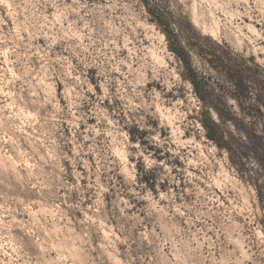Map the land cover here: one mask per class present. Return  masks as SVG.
Instances as JSON below:
<instances>
[{"label": "clouds", "instance_id": "1", "mask_svg": "<svg viewBox=\"0 0 264 264\" xmlns=\"http://www.w3.org/2000/svg\"><path fill=\"white\" fill-rule=\"evenodd\" d=\"M0 264H264V0H0Z\"/></svg>", "mask_w": 264, "mask_h": 264}]
</instances>
